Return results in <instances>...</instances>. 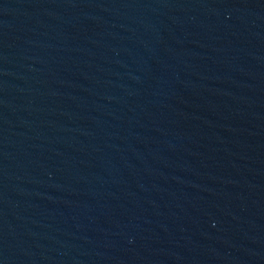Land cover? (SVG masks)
<instances>
[{
  "label": "water",
  "instance_id": "95a60500",
  "mask_svg": "<svg viewBox=\"0 0 264 264\" xmlns=\"http://www.w3.org/2000/svg\"><path fill=\"white\" fill-rule=\"evenodd\" d=\"M0 264H264V0H0Z\"/></svg>",
  "mask_w": 264,
  "mask_h": 264
}]
</instances>
